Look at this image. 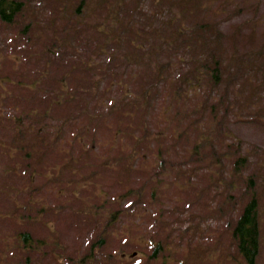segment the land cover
Masks as SVG:
<instances>
[{"label":"rangeland","instance_id":"rangeland-1","mask_svg":"<svg viewBox=\"0 0 264 264\" xmlns=\"http://www.w3.org/2000/svg\"><path fill=\"white\" fill-rule=\"evenodd\" d=\"M22 1L0 20V264H79L84 252L92 264H157L150 238L171 263L199 246L195 264H220L248 189L224 199L213 176L238 155L241 178L264 173V0H194L185 16L179 0H84L96 4L87 14L80 0ZM17 130L25 144L11 150Z\"/></svg>","mask_w":264,"mask_h":264},{"label":"trees","instance_id":"trees-1","mask_svg":"<svg viewBox=\"0 0 264 264\" xmlns=\"http://www.w3.org/2000/svg\"><path fill=\"white\" fill-rule=\"evenodd\" d=\"M98 2V0H93ZM121 0H109V7H112L115 5V7L118 5V3ZM188 0H179V3H181L182 12H184V16L186 15L185 12H188L190 8L192 7L194 0H191V5L189 6L187 3ZM125 3V0H123ZM24 2L22 0H0V20L4 21L6 23L13 22L15 20V17L21 13L23 9ZM96 4H93L91 2H85L84 0L78 1V3L75 5V9L80 12L83 10L87 14L88 11L92 10L95 7ZM85 7V10L82 9V7ZM113 13H115V10H113ZM81 16V15H80ZM110 19L116 20L117 14L114 16H109ZM126 22V21H125ZM179 26L174 29L175 35H181L182 31L185 28L184 20H179ZM201 25H197L193 27V29L200 28ZM155 50V47H151L149 51H147V54H151ZM135 52H132L133 55ZM218 57L212 59V62H215V68L212 70L213 76L217 78V75L219 73V70L221 68L219 58ZM154 62V71L157 73V63L155 59H151ZM163 63V62H162ZM165 65V63H163ZM86 68H93L94 63L92 60H87L85 63ZM124 91V90H123ZM137 97L134 96L132 99L128 100L126 105L127 111L129 108H131L134 105V102L136 101ZM123 100V99H122ZM13 126H19V121L16 120V123H14ZM23 133L20 131L19 134ZM18 130L15 132L13 136V140L10 141V145L8 146L9 149L17 150L20 146L18 144H25L24 140L19 137ZM38 143V139H34L28 143H26L25 146L22 147L25 148L24 152L20 155L19 161L24 162L23 169L28 167L30 163V157L37 155L38 153L35 152V146ZM4 144V143H1ZM134 144L127 146V151H131ZM122 148V146H121ZM31 152V154H30ZM42 156V153L39 154ZM130 156V154L128 155ZM122 159V158H121ZM26 160V162H25ZM215 162L222 165L220 157H215ZM245 162V155H238L233 164H232V171L230 173V180L227 185L234 186L235 187V176L238 177L237 181L241 182L248 188V193L244 190L243 193H247L249 196L247 197L245 202H242L240 204L239 202V210H237L234 217L229 219L227 221V227L229 232V237L231 240V249H233V261L236 264H257L258 256L260 254V237H261V231H264V225L260 222V203L259 199L262 197V193H264V190L261 189L259 185H257L254 181V179L257 176L256 172H252L249 176L246 178H241V167H243ZM19 165L13 164L7 168H10V170H16V168ZM27 171V169H26ZM219 178L222 182H224L227 177L224 175V173L218 174ZM53 178L58 179V173ZM213 182L216 181L215 177H213ZM19 235L27 240L29 233L27 232H20ZM203 249V248H202ZM186 252V262L185 264H194V259L190 256V254L193 253H203L204 250H201V248L198 246L194 250H190L188 252L187 248L185 250ZM227 252V251H226Z\"/></svg>","mask_w":264,"mask_h":264}]
</instances>
